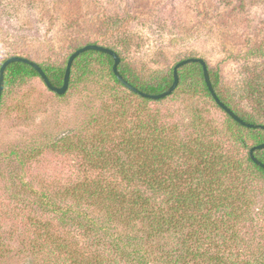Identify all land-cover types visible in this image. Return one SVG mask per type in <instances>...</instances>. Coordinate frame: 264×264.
<instances>
[{"label": "rangeland", "instance_id": "obj_1", "mask_svg": "<svg viewBox=\"0 0 264 264\" xmlns=\"http://www.w3.org/2000/svg\"><path fill=\"white\" fill-rule=\"evenodd\" d=\"M159 36L164 37L162 45ZM85 41L121 51L131 69L149 83L167 76L180 57L199 56L219 72L218 92L229 104L255 115L264 109V92L262 99L249 92L251 83L264 84V0H0V63L23 55L63 65ZM190 77L187 86L150 103L148 109L163 123L181 126L192 112H203L220 129L215 140L234 150L230 135L224 133L226 114L207 96L198 75ZM107 81L114 86L109 77ZM95 82H83L61 99L40 78L6 93L0 115V246L7 248L0 251V264L118 260L109 249H97L94 241L75 233L76 227L62 226L57 215L39 207L41 195L85 180L82 170L87 163L51 144L71 133L77 139L91 138V121L101 113ZM33 148L39 149V156L22 164L15 153ZM241 155L247 156V151ZM255 189L258 203L250 229L241 231L233 250L238 261H264V225L254 228L253 222L264 211V185ZM34 221L62 237L64 250L57 249L56 237L47 239ZM36 247L44 252L38 255Z\"/></svg>", "mask_w": 264, "mask_h": 264}, {"label": "trees", "instance_id": "obj_2", "mask_svg": "<svg viewBox=\"0 0 264 264\" xmlns=\"http://www.w3.org/2000/svg\"><path fill=\"white\" fill-rule=\"evenodd\" d=\"M163 40L161 37V45ZM90 44L100 45L85 41L77 49ZM113 50L121 58L119 71L124 79L140 91L155 95L172 86L174 67L179 62L200 58L180 57L167 76L149 83L131 69L121 51ZM10 57L14 56L1 61L0 69ZM69 57L63 65L37 62L55 87L64 84ZM114 62L110 55L87 51L73 64L67 93L58 95L50 90L61 99L83 82L96 81L100 96L95 100L101 102V113L91 121L95 130L88 133L90 139H77L71 133L51 144L52 149L66 151L88 167L84 165L86 169L82 170L84 181L61 187L54 194L41 195L42 212L57 215L62 226L76 227L75 233L94 241L97 249H109L125 264H264L261 260L238 261L233 252L241 231L250 229L248 222L258 203L254 200L258 189L254 190V186L264 185V169L250 155L253 147L264 144V130L239 124L216 103L199 63L179 70L178 88L187 86L190 76L198 75L207 96L226 114L224 133L230 135L237 153L221 139L215 140L221 136L220 129L203 112H192L185 126L165 124L148 109L150 103L164 99L144 98L128 89L116 77ZM208 69L218 97L244 121L264 125V109L262 113L257 109L255 115L234 108L218 92L219 72H213L209 66ZM35 78L41 79L40 74L27 64L13 63L7 68L0 115L6 93ZM261 91L264 92V84L251 83L250 97H259ZM134 98L141 102L136 103ZM243 151H247V156L241 155ZM39 152L33 148L15 154L25 164L39 156ZM255 157L264 163V149L256 150ZM253 222L257 225L254 228L260 229L264 225V211ZM34 224L47 239L52 237L54 241L56 237L60 243L54 241L57 249L64 250L62 237H57L48 225L40 226L37 221ZM262 235L264 240V230ZM5 248V244L1 245L0 251L6 252ZM35 249L38 255L44 252L43 248ZM118 260L112 263H119ZM104 261L84 258L75 259L72 264H107Z\"/></svg>", "mask_w": 264, "mask_h": 264}, {"label": "water", "instance_id": "obj_3", "mask_svg": "<svg viewBox=\"0 0 264 264\" xmlns=\"http://www.w3.org/2000/svg\"><path fill=\"white\" fill-rule=\"evenodd\" d=\"M87 51H98V52L105 53L107 55L112 56L114 61H115L113 70H114L116 77L119 79V81L124 86H126L128 89L132 90L133 92L141 95L144 98L152 99L155 101L165 99V98L171 96L176 91V89L178 88L179 83H180L179 70L182 67H184L188 64H191V63H199V64H201V66L203 68V74H204V78H205V82L207 84V87H208L210 93L212 94L214 100L216 101V103L239 124H241L245 127H249V128H255V129L260 128V129L264 130V125H255V124H251V123L244 121L242 118H240L231 108H229L218 97V95L215 91V88L212 84L208 65L204 59H202V58H188V59H185V60L179 62L174 67V82H173L172 86L167 91L155 95V94H148V93L140 91L138 88L134 87L131 83H129L126 79H124V77L121 75V73L119 71V65L121 63V58L118 55V53L111 48H108V47H105L102 45H98V44L87 45L85 47L77 49L74 53H72V55L69 57V60H68L66 74H65V78H64V84L60 88L55 87L51 83L50 79L48 78V76L46 75V73L44 72L42 67L39 65V63H37V62H35L29 58L21 57V56H14V57L8 58L3 63V65L0 69V107H1L2 95H3V91H4V85H5V72H6L7 68L10 65H12L13 63H24V64H27V65L33 67L40 74L41 79L44 81L45 85L47 86V88L49 90L57 93L58 95H64L67 93V91L70 87L72 67H73L75 60L80 55H82L83 53H85ZM262 149H264V144L253 147L250 151V155H251V158L254 161V163H256L257 165H259L260 167H262L264 169V163H262L259 159H257L255 157V151L256 150H262Z\"/></svg>", "mask_w": 264, "mask_h": 264}]
</instances>
